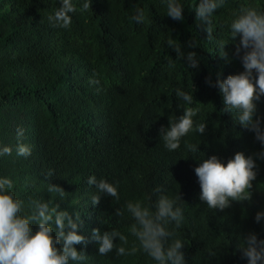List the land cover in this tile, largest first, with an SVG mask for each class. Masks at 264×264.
Here are the masks:
<instances>
[{
    "label": "trees",
    "instance_id": "trees-1",
    "mask_svg": "<svg viewBox=\"0 0 264 264\" xmlns=\"http://www.w3.org/2000/svg\"><path fill=\"white\" fill-rule=\"evenodd\" d=\"M84 2L73 0L78 7ZM178 2L183 21L166 15L167 0H90L88 11L70 14L65 29L47 19L61 0H0V148H12L11 155L0 156V178L13 181L24 213L32 211L30 199L57 203L73 219L79 213L78 234L87 243L74 247L89 256L85 264H157L143 251L120 257L113 249L99 255L92 229L118 230L128 237L126 247H138L128 231L130 214L114 211L136 200L154 209L160 195L181 199L177 206L184 221L177 233L185 242V264H247L238 249L241 237L252 232L264 239V219L255 221L256 213L264 212V159L254 156L251 201L232 202L223 211L200 201L194 172L212 155L226 163L237 152L247 157L264 151L254 132L222 111L223 97L214 86L217 74L223 80L244 71L233 55L239 36L225 46L228 62L218 55L217 42L228 39L241 6L255 3L264 9V0H225L211 18L212 41L196 18L198 0ZM137 9L143 10L144 23L133 20ZM169 40L179 42L185 53L195 51L198 67L187 68L177 59ZM189 41L196 48H189ZM92 79L100 84H90ZM177 88L192 89L191 106L200 108L194 119L205 122L206 130L189 133L179 149L168 151L159 130L189 106L176 97ZM256 115L264 127V96ZM18 128L24 130L21 142L31 147L28 157L17 155ZM189 144L198 152L189 151ZM49 169L54 175L46 178ZM91 175L118 185L120 199L102 195L93 206ZM49 183L63 188V200L48 192ZM31 227L35 231L37 225Z\"/></svg>",
    "mask_w": 264,
    "mask_h": 264
},
{
    "label": "clouds",
    "instance_id": "clouds-1",
    "mask_svg": "<svg viewBox=\"0 0 264 264\" xmlns=\"http://www.w3.org/2000/svg\"><path fill=\"white\" fill-rule=\"evenodd\" d=\"M225 0H198L194 6L196 18L205 24L206 39L212 41L213 12L222 8ZM167 16L173 20L183 21L184 7L178 0H167ZM90 9V0H85L81 6L73 0H61L58 9L48 15L47 19L52 27L68 28L71 25V13L86 12ZM137 23L146 21L142 9H137L133 16ZM230 35L226 40L217 42L219 56L226 62L230 60L225 46L230 40L235 41L239 36V43L235 46L234 56L242 63L244 71L229 75L221 80L217 74L215 82L222 97L224 113H229L234 121L242 128L255 133V139L264 146V127L261 118L256 115L257 102L264 96V9L255 3L243 5L234 14L230 24ZM168 45L177 53V59L184 60L187 68H197L199 60L195 51L187 53L181 51L179 42L169 40ZM189 48H196L195 41H189ZM169 67H174L169 62ZM255 73V75H254ZM90 84L99 85L100 81L92 79ZM211 85V81H208ZM99 91V87L97 88ZM175 95L188 107H183V115L175 120H169L167 128L161 127L160 138L168 151L179 149L181 139L189 133L203 134L206 130L205 122H198L195 117L200 113L199 107H192L193 95L180 88ZM24 130L17 129L18 156L31 155V147L22 143ZM189 151L196 153V145H187ZM12 148H0V156L11 155ZM264 159V151L254 155L245 156L237 152L226 163L216 155L203 159L194 169L200 186L199 199L206 203L209 209L223 211L231 207L232 202L251 201L253 187L256 179L255 159ZM54 175L49 169L46 178ZM89 186H95L96 194L91 196L93 206L99 204L102 195L110 196L117 201L120 199L118 185L109 183L105 179H97L91 175L87 179ZM14 183L8 177L0 178V264H85L89 256L83 251H77L75 245L86 244L83 235L78 234L82 224L79 213L75 219L66 210H60L59 204L43 199H30L29 206L32 211L24 213L25 202L19 199L13 191ZM157 191L161 189L157 188ZM48 192L56 193L61 200L66 192L59 185L49 183ZM179 195L170 198L160 195L154 209L142 200L128 201L123 209L117 208L114 215L130 214L133 223L128 228L131 236L138 242V247H126L128 237L118 230L103 231L92 229V240L98 243V254L106 256L115 249L117 256H131L143 251L157 264H185V242L178 237L177 230L181 228L184 215L181 207L177 206ZM264 219V212H257L255 221ZM37 225L35 231L31 227ZM114 238L119 243H114ZM58 245H61L58 247ZM238 249L247 264H264V239H258L255 233H248L241 237Z\"/></svg>",
    "mask_w": 264,
    "mask_h": 264
}]
</instances>
